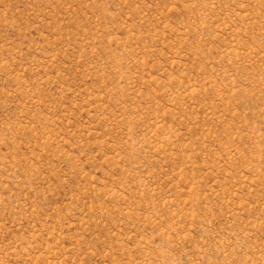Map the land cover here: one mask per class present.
<instances>
[{
	"label": "rangeland",
	"instance_id": "1",
	"mask_svg": "<svg viewBox=\"0 0 264 264\" xmlns=\"http://www.w3.org/2000/svg\"><path fill=\"white\" fill-rule=\"evenodd\" d=\"M0 264H264V0H0Z\"/></svg>",
	"mask_w": 264,
	"mask_h": 264
}]
</instances>
